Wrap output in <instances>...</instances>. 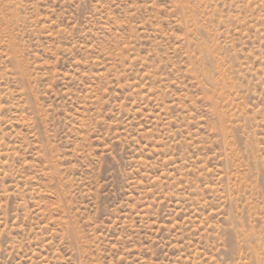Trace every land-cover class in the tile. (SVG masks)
I'll return each instance as SVG.
<instances>
[{
	"label": "rangeland",
	"instance_id": "1",
	"mask_svg": "<svg viewBox=\"0 0 264 264\" xmlns=\"http://www.w3.org/2000/svg\"><path fill=\"white\" fill-rule=\"evenodd\" d=\"M0 264H264V0H0Z\"/></svg>",
	"mask_w": 264,
	"mask_h": 264
}]
</instances>
